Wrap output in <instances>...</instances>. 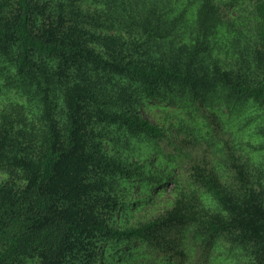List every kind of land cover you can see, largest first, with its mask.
<instances>
[{
	"label": "trees",
	"instance_id": "trees-1",
	"mask_svg": "<svg viewBox=\"0 0 264 264\" xmlns=\"http://www.w3.org/2000/svg\"><path fill=\"white\" fill-rule=\"evenodd\" d=\"M100 261L264 264V0H0V264Z\"/></svg>",
	"mask_w": 264,
	"mask_h": 264
},
{
	"label": "rangeland",
	"instance_id": "rangeland-1",
	"mask_svg": "<svg viewBox=\"0 0 264 264\" xmlns=\"http://www.w3.org/2000/svg\"><path fill=\"white\" fill-rule=\"evenodd\" d=\"M163 108H165V104H162L160 102H149L144 108H142V113L144 115L145 118H147L148 120H150L152 123L161 125L163 124L162 120H163V114L161 112V110H163ZM165 124V123H164ZM167 125V124H165ZM115 147L114 144L112 142H109L107 144V149L111 154H127L124 150L121 149V147L118 148H113ZM133 160V159H132ZM136 160V159H135ZM168 196V195H167ZM164 196L163 198H165L166 200L170 197ZM137 198V196H135L134 194H132L129 197V202H131V200ZM149 209L146 211H142V210H137L133 213L131 216H127V219L131 222L135 221V220H141V216H143V214H146V212L149 213ZM126 246H123V249H126ZM135 249V247L132 249V251ZM98 264H102V262H98Z\"/></svg>",
	"mask_w": 264,
	"mask_h": 264
}]
</instances>
